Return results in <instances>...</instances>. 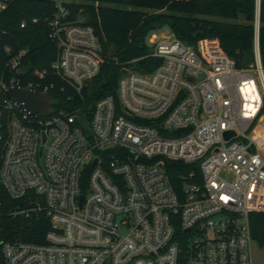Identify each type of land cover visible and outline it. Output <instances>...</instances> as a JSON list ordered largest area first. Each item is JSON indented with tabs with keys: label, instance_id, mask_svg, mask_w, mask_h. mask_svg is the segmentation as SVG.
Listing matches in <instances>:
<instances>
[{
	"label": "built area",
	"instance_id": "1",
	"mask_svg": "<svg viewBox=\"0 0 264 264\" xmlns=\"http://www.w3.org/2000/svg\"><path fill=\"white\" fill-rule=\"evenodd\" d=\"M69 2L54 0L48 21L58 49L51 67L80 103L51 106L45 117L11 99L2 107L0 184L22 202L13 214L48 224L43 243L0 237L5 263L264 264L250 227V214L264 212L258 15L248 66L216 38L195 46L165 38L151 53L162 58L158 67L122 71L113 93L87 104L101 43L92 26L69 19ZM23 54L0 75V96L14 85L49 94L48 84L25 79ZM171 163L184 166L175 177Z\"/></svg>",
	"mask_w": 264,
	"mask_h": 264
},
{
	"label": "trees",
	"instance_id": "2",
	"mask_svg": "<svg viewBox=\"0 0 264 264\" xmlns=\"http://www.w3.org/2000/svg\"><path fill=\"white\" fill-rule=\"evenodd\" d=\"M66 6L69 19L92 26L101 43L100 71L90 92L83 93L87 104L113 93L123 70L148 74L161 64L162 58L151 55L146 37L148 32L165 24L189 45L195 46L201 38H216L222 50L241 67L254 60L258 15L259 53L264 67V0H70ZM160 8H166L168 13L149 17L143 11ZM54 12V0H5V7L0 10V75L7 78L12 73L9 60L23 50L21 65L25 79L48 84L55 109H71L80 103L81 97L51 67L58 52L48 36V21ZM79 17H84V21H79ZM240 18L242 21H238ZM110 49L113 52L108 54ZM35 71L43 76L37 77ZM6 123L2 109L0 153L7 135ZM179 167L184 166L168 164L172 177ZM21 204L0 184V237L43 243L47 220L32 214L29 217L13 214ZM250 227L256 245L264 248V212L250 214ZM0 264H6L1 252Z\"/></svg>",
	"mask_w": 264,
	"mask_h": 264
},
{
	"label": "water",
	"instance_id": "3",
	"mask_svg": "<svg viewBox=\"0 0 264 264\" xmlns=\"http://www.w3.org/2000/svg\"><path fill=\"white\" fill-rule=\"evenodd\" d=\"M125 71L123 70V73ZM15 100L22 104L25 112L29 114H39L40 116H48L53 112L52 104L54 99L51 95L42 93L38 90H32L26 87L14 85L6 88L0 96V109L7 100ZM232 132H226L225 136L229 137ZM83 197H81L82 200Z\"/></svg>",
	"mask_w": 264,
	"mask_h": 264
},
{
	"label": "rangeland",
	"instance_id": "4",
	"mask_svg": "<svg viewBox=\"0 0 264 264\" xmlns=\"http://www.w3.org/2000/svg\"><path fill=\"white\" fill-rule=\"evenodd\" d=\"M95 4L97 5L98 2H95ZM143 11L149 17H151V16L154 17L157 15L168 13L166 8L145 9ZM79 21H84V17H79ZM238 21H242V19L240 18ZM156 22H158V21H156ZM165 38H178L174 35V33L171 31L170 27L166 24L163 25L162 27L156 28V29L148 32L147 37H146V43L149 46L150 50L152 51L154 44L157 43L158 41L162 40V39H165ZM203 39H208V38L198 39L197 42L200 40H203ZM112 52L113 51L110 49L108 54H111ZM253 253H254V256H255V259L257 262L260 263V262L264 261V249L258 247L257 245H253Z\"/></svg>",
	"mask_w": 264,
	"mask_h": 264
}]
</instances>
